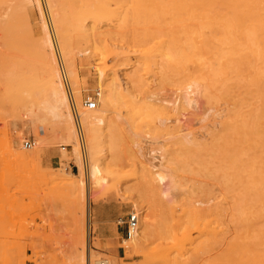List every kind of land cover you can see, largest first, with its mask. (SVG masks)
I'll return each mask as SVG.
<instances>
[{
	"label": "rangeland",
	"instance_id": "374dc122",
	"mask_svg": "<svg viewBox=\"0 0 264 264\" xmlns=\"http://www.w3.org/2000/svg\"><path fill=\"white\" fill-rule=\"evenodd\" d=\"M4 1L0 15L21 5ZM39 2L43 19L28 0L0 22V264H70L87 248L90 264H264V0ZM43 21L79 113L103 106L99 69L107 101L114 76L128 92L112 108L121 117L107 111L114 122L91 179L85 126L83 161L40 121ZM189 85L196 104L186 109ZM175 98L176 108L165 101ZM149 149L163 154L155 167ZM131 211L141 231L142 217L152 224L136 250L117 222Z\"/></svg>",
	"mask_w": 264,
	"mask_h": 264
},
{
	"label": "bare ground",
	"instance_id": "6f19581e",
	"mask_svg": "<svg viewBox=\"0 0 264 264\" xmlns=\"http://www.w3.org/2000/svg\"><path fill=\"white\" fill-rule=\"evenodd\" d=\"M8 1L6 0V2H8ZM15 1L16 2L18 1V3H16ZM15 1L14 0L12 1V2L16 3L15 6L21 3V5H18V7L16 6V8H20L19 6H21V8L24 10L22 4H24L28 0H15ZM22 1H23V3H22ZM36 2H37V6L39 9L41 18L43 19V12L41 10L40 2H39V0H36ZM4 3H5V1H4ZM9 4H10V2L7 3V7ZM13 5H10L11 10H12V8L13 9L15 8V7H13ZM7 7H6L7 12L3 11V13H1L2 16L0 15V19H1L0 22H2V20H3L2 18H4V16L6 17V15H7V17H8V15L11 14V12H12L11 10H8ZM49 10H48L49 11L48 16L50 17L51 21L54 22L55 12L52 10V8L50 6H49ZM13 13H14V11H13ZM4 14H6V15H4ZM10 16L11 15H9V17ZM11 18H12V16H11ZM7 19H9V18H7ZM4 21L6 22L7 20L4 19L3 22ZM2 24H4V23H2ZM0 26H1V23H0ZM42 26L46 32L45 37H44V45H45L46 50H48V56H49L48 57L49 62L47 63V70H48V76H49V78H48L49 93H48V97L46 98V100L43 104L40 121L45 123L47 129L50 130L52 136L56 140L63 141L66 144L70 145L72 147L73 152L76 154V156L78 153L77 158L81 160V155L79 154V149H78V144H77V133H76L75 123H74L75 121L72 117L71 109L69 106L70 105L69 101L71 99L69 100V94H68L67 90L65 91V89L63 88V80H64L63 73L61 71V68H59V64H57V62L55 61L56 59L53 56L54 53H52L53 40L54 39L52 40L51 33H50V35H49V33H47L48 27H46V23L44 21H43ZM4 32L6 33V31H4ZM68 69H69L68 74H70L72 77V81L71 80L70 81L72 82V84H74L75 78H76V76L74 75V69L71 65H68ZM99 70H100L99 71L100 74L98 73L99 75H97V76H99V82H100V86H101V88H100V90H101L100 102L102 103L103 106L101 108L95 107L94 110L81 109L80 113L77 110L79 118H80V122H81V124H83L85 126L86 135H87V144H88L87 148H89L90 157H91L90 165H88V163H87V167L84 166L87 168L86 170L84 169V175H85V177H87V179L89 177H90V179L94 178L98 174V168L100 165L98 164L97 155L99 152L102 151V148H100L99 145L101 143H103V141H106V138L109 137V135L104 131L105 128L111 126L112 122H114V121L110 120L111 118L107 115V111H109L110 113H114L115 117L119 118V117H121L120 112L115 111L112 108L115 106V103L117 101L118 102L119 101H123V102L129 101V99H127L128 92L126 91V87L124 85L125 83H123L124 81L122 82L119 79L120 76L119 77L114 76L111 79L110 98L108 99V101L105 99L104 91L102 89L105 73L102 69H99ZM196 85H197V83H196ZM191 87L192 86L189 85L185 89H183L184 92L182 94V100L186 106V109L192 108L196 104L195 96L193 97L195 90H193ZM76 93H78V92H76ZM168 99H169V97H168ZM165 101L169 105L173 106L174 108L178 107L180 104L179 103L180 99H178V98H175L173 100L172 99L171 100L165 99ZM179 114H180L179 115L180 117L175 119L174 121H177L179 123L182 122V124L180 123L181 125L179 127H183L184 126L183 120L185 119L186 114L184 112H180ZM83 125H82V127H83ZM36 144H37L36 141H34V146L38 147V144L37 145ZM151 151H153V149H149V155H150ZM155 158H158L157 164L161 163V161L163 159V154L160 153L158 156H155L153 154L150 155V159H151L150 164L152 167H155L157 165L152 161ZM82 160H83V156H82ZM80 170H82V169L80 168ZM82 174H83V171L79 172V175L77 176L78 179L76 181L77 186L80 189H82L83 185H84V180H83ZM154 174L156 175L157 182H159V181L163 182V180H165V178L168 175V173L166 175L163 171H161V169H156V171H154ZM135 208L138 209L137 207H135ZM140 221H141V224L144 225V232H143V230L141 231L139 227H137L136 229L132 230V232L130 233V236L127 239L126 238L124 239V242H126V244H128L127 246L130 249L136 250L139 247V241L141 240L142 235L147 236L148 232H150V228L152 226L151 220L147 216H145V217H142L140 219ZM95 256H96V254L87 248L85 256L82 254V255H78L76 257L73 256L70 259L73 261V262H71L73 264H90L91 261H93V258ZM94 261H95V259H94ZM101 261L104 264H117L114 260H104V259L98 260V261L96 260L94 262V264H99Z\"/></svg>",
	"mask_w": 264,
	"mask_h": 264
},
{
	"label": "built area",
	"instance_id": "2783aa9c",
	"mask_svg": "<svg viewBox=\"0 0 264 264\" xmlns=\"http://www.w3.org/2000/svg\"><path fill=\"white\" fill-rule=\"evenodd\" d=\"M75 104H71V113H72V117L74 119V123H75V129H76V133H77V138H78V143H79V147H80V153L81 156H83V158H85L86 155V149H85V139H84V131H83V127L82 124L80 122V118L78 115V111L77 108L75 107ZM96 103L94 101H88L87 102V107L89 109H93L95 108ZM34 145V140L29 139V140H25L24 141V146L26 148H30ZM119 225H123V230H124V234L126 237L130 236V233L132 232V230L136 229L138 226V215L134 212L131 211L127 214L126 219H122L119 218V220L117 221ZM99 264H104L102 261Z\"/></svg>",
	"mask_w": 264,
	"mask_h": 264
}]
</instances>
